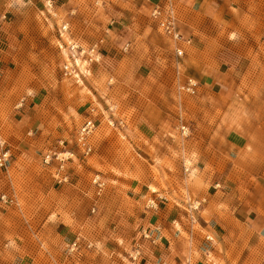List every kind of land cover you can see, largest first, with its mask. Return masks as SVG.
I'll return each mask as SVG.
<instances>
[{
    "label": "rangeland",
    "instance_id": "1",
    "mask_svg": "<svg viewBox=\"0 0 264 264\" xmlns=\"http://www.w3.org/2000/svg\"><path fill=\"white\" fill-rule=\"evenodd\" d=\"M0 3L8 13L0 39V125L12 151L9 171H0V264H195L202 256L205 262L215 240L204 225L177 228L173 236L188 250L192 230L203 237L193 239L191 260L175 253L173 241L161 240L162 228L173 223H157L158 215L179 202L188 215L217 204L220 216L239 219L242 264H264V182L238 176L235 151L219 158L237 133H257L264 0H216L203 54L180 60L143 0ZM63 22L70 39L59 33ZM71 39L84 46L104 42L103 62L87 68L81 83L63 73ZM187 79L199 85L195 96L180 89ZM243 105L249 109L239 112ZM91 119L96 129L85 155L78 139ZM204 152L211 163L199 160ZM67 153L69 161L56 160ZM48 155L53 159L46 164ZM209 164L225 168L212 176L216 190L197 176ZM66 175L69 181L60 184ZM97 178L105 184L101 192Z\"/></svg>",
    "mask_w": 264,
    "mask_h": 264
},
{
    "label": "crops",
    "instance_id": "2",
    "mask_svg": "<svg viewBox=\"0 0 264 264\" xmlns=\"http://www.w3.org/2000/svg\"><path fill=\"white\" fill-rule=\"evenodd\" d=\"M171 3L173 4L176 10L179 32L183 35L185 39L191 41L190 46H186V45L183 46L186 57L190 59L191 57L203 54V52L201 51V45L203 43H206L205 39L209 33L205 25H207L210 22V19H213V16H217V11H216L217 9H215V7L212 6V4L216 5V0H171ZM1 11L4 14H8L2 7H1ZM188 12H190L191 15H189V17H185V14H187ZM199 16H201L202 17L201 19L204 20L205 22L204 24L198 23ZM7 26L8 25L6 22L3 25V28H6ZM71 36L70 37L68 36V38L70 39ZM72 40L77 41L75 39H71V41ZM172 44L174 46L173 51L175 53L176 45L174 43ZM175 57L178 60H180L177 56ZM177 64L179 65L177 69L179 71L178 76L180 77L182 73L181 69L183 71V68L182 66H180V63L177 62ZM92 66H96V65H87L86 70L87 68H90ZM80 72H81V69H80ZM83 75L85 74L83 73L80 76L81 80L84 78ZM260 93L261 94H259L258 97H261V96L264 97V94L262 92ZM254 108L256 110L255 114L258 115L257 113L258 107L255 106ZM248 109H249L248 105H243L239 109V112L246 111ZM262 109H264V105L260 106L261 118H259V120H257V115L253 116V119L255 120V123H254L255 132H257L253 137H250V136L247 137L246 133H244L243 135L240 133H237L235 139L233 140L228 139L227 142L224 143L226 145V148L223 150H220V154L222 153L220 157L217 152L215 153L217 157L221 159L223 158V156H229L230 150L231 152L235 151L237 153L238 159L240 160L238 176L240 177V176H247V175H259L260 179H262V181L264 182V111H262ZM111 122L112 121H110L108 125L114 128L111 125ZM258 128H259V131H258ZM2 129L3 128L0 125V135L1 136H3ZM247 148L252 149L253 153H248ZM199 160L201 162L204 161L205 164H207L208 162L211 163V160L213 161L211 155L208 154V152L202 153V156L199 157ZM207 166H209L210 168H206ZM207 166L203 169L198 167L200 172L202 171V174H198L197 176L204 177V178L211 180V187H213V189L216 190L215 187H216V183L218 182V180L212 176H216L217 178H219L220 172L223 171L225 168L223 169L222 165L220 167L215 165V168L214 167L212 168L211 164ZM217 171L219 174H216ZM263 185L264 183H261L259 185V188L264 191V188L262 187ZM256 188H258V185L256 186ZM217 193L219 192L217 191L215 195ZM215 205L217 204H213V205L208 204L201 209L202 211H198V213L192 212L189 215L184 211L187 209L188 205L182 202H179L177 206H174L172 208L170 207L166 208L165 211L162 212V214L158 215L157 223H160L162 220H166L169 223H173V226H171L170 224L171 228L170 230L168 229V231L166 228L164 229L162 228V231H161L162 239L161 240L162 241H167V240L173 241L172 243L174 244L175 253H176V250L178 249L181 256H184L185 258L190 257V260H191L193 253H194L193 252V248H194L193 239L197 240L196 242H198L203 237H201L200 234L195 233L192 230L191 232L192 244L190 246V249L188 250L187 249L188 246L186 244L184 245V244L179 243L180 241H182L183 243L185 242L181 239L179 235H178L179 236L178 240L175 239V237L173 236H176V234H178V230H176L177 228H180L183 231L189 225V228L187 229L188 231L190 227L193 228L195 224H197L198 226H200L201 224L202 226L204 225L203 231L206 232L208 235H210L212 241L215 240V243L213 245V249L210 250L209 254L206 255L207 260L204 262L202 260L204 259L203 258L204 256H202L199 261H196L195 264H242L243 257L245 256V244L239 241L241 234H243V233H240L242 229L240 230L239 226L244 223H242L239 219H236V218L235 220H233L228 217L220 216L219 215L220 211L218 209L216 210ZM196 216L198 218V222H197ZM152 219L154 220L155 218L153 217ZM235 225H237L239 229H237V233L235 232V234H233L231 227L233 228V226ZM169 232L170 234H168Z\"/></svg>",
    "mask_w": 264,
    "mask_h": 264
},
{
    "label": "built area",
    "instance_id": "3",
    "mask_svg": "<svg viewBox=\"0 0 264 264\" xmlns=\"http://www.w3.org/2000/svg\"><path fill=\"white\" fill-rule=\"evenodd\" d=\"M146 3L150 5V17L156 22L159 31L162 35L170 40L172 43L176 45L175 54L181 59L185 55V51L183 46H190L191 41L187 40L183 37V35L179 32L178 29V20L176 16V10L171 0H144ZM8 21L7 14H4L1 11V3H0V39L1 32L3 29V25ZM59 33L62 37H70L71 29L70 24L68 22H63L60 26ZM103 40H99L90 46H84L78 41H71L68 45L69 56L64 63L63 73L64 76L68 79H79L81 76L80 65H78V61L81 63H86L87 65H98L103 62ZM131 48V44L128 43L125 45L124 50L128 52ZM0 74H1V60H0ZM180 89L191 95L195 96L198 93L199 85L194 79H187L182 85H180ZM112 111V109H111ZM94 112V110H92ZM112 121V120H111ZM111 125L115 127V122L112 121ZM124 123L119 122L118 127H123ZM96 129V122L94 120H88L82 130L79 133L78 143L80 147L84 151L85 155H89L92 152V148L88 143V138L91 134H93ZM181 130L184 135L187 134V128L185 126L181 127ZM66 158L60 159V155L56 157V160L60 163H65L73 158V155L70 153L66 154ZM52 156L48 155L45 159V163L49 164L52 160ZM12 162V151L8 147V143L3 136L0 135V171L8 172ZM69 181L68 176H62L58 179V182L66 183ZM94 183L98 187V190L101 192L105 187V184L97 178L94 180ZM1 201L3 203H8V196L3 195L1 197ZM210 240V238H208ZM76 243L74 247H76Z\"/></svg>",
    "mask_w": 264,
    "mask_h": 264
},
{
    "label": "bare ground",
    "instance_id": "4",
    "mask_svg": "<svg viewBox=\"0 0 264 264\" xmlns=\"http://www.w3.org/2000/svg\"><path fill=\"white\" fill-rule=\"evenodd\" d=\"M78 63V65H80V69H81V73L83 74H87V73H89L87 70H86V66H87V64L86 63H81L80 61H78L77 62ZM79 83H81V79L79 78Z\"/></svg>",
    "mask_w": 264,
    "mask_h": 264
}]
</instances>
